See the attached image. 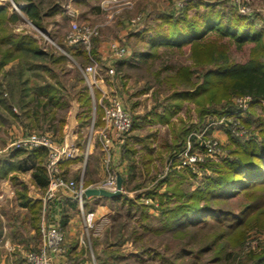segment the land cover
Wrapping results in <instances>:
<instances>
[{
	"label": "trees",
	"instance_id": "16d2710c",
	"mask_svg": "<svg viewBox=\"0 0 264 264\" xmlns=\"http://www.w3.org/2000/svg\"><path fill=\"white\" fill-rule=\"evenodd\" d=\"M25 1L24 14L41 30L47 31L43 11L47 9L48 14H53L57 8L51 3L44 5L45 0ZM214 5L209 1L189 0L179 13H159L152 23L129 34L140 43L145 42V46L132 47V53L116 63V73H119L125 66L137 63L154 67L155 60L162 59V64L154 71L161 84L159 88L170 90L171 97L198 102L203 120L190 125L189 129L194 125L201 126L205 115L219 112L214 107H208L210 101H219L223 96L234 93H251L256 100L264 98V28L260 27L253 15L236 11L233 16L225 18L224 13L214 11ZM201 6L205 8L203 11L197 9ZM190 9H195L196 14L191 15ZM22 15L11 11L9 4H0V118L12 124L21 121L29 132L55 133L63 129L71 100L77 98L81 102V118L92 119V97L87 81L81 70L67 65L73 58L87 65L91 61L89 53L81 45L57 41L61 50L43 35L26 29L17 30L15 26ZM98 38L94 39L95 45L91 51L97 60L98 47L102 42ZM246 44H252L249 57L234 59L232 46L243 49ZM187 49L190 51V63L165 60L167 51L175 54ZM72 68L75 75L70 79L68 74ZM200 68L204 70L197 80L194 74ZM163 72L167 73L161 77ZM16 92L19 112L12 109L11 103ZM1 107L7 110L12 119L7 120L3 116ZM231 110L233 107L230 106L220 114ZM102 114L103 109L97 106L96 120L101 119ZM134 122L133 117V126ZM260 123L261 135L256 139L233 137L238 145L233 149L236 158L219 163L213 168L214 174L204 175L203 178L196 176L190 168L175 167L164 177H158L154 187L148 191L159 201L156 212H151V206L140 200V193L135 197L123 193L109 197L110 204L119 202L121 207H126L135 222L126 229H123V226L126 227L125 221L120 223L119 228L115 224L110 227L109 233L114 240L107 241L103 255L97 256L98 263L153 264L150 260H156L161 253L150 242V233L157 237L167 234L171 238H179L181 253H195L198 257L208 255L209 263L205 264L227 258L230 253L226 246L234 243L231 241L234 237L235 243L243 240L254 213L264 210V121ZM128 142L129 139H126L125 144ZM47 153L45 147L23 148L15 145L0 153V180L7 177L12 179L20 204L27 206L35 219H39L42 202L29 197L26 184L17 174L31 171L34 182L45 190L49 184L45 167ZM126 155L127 150H124L123 159H126ZM174 164H178V161L175 160ZM190 176L199 180L193 183ZM122 177L124 184L127 177ZM186 181L189 188L184 186ZM164 184L166 186L162 189ZM234 201L238 203L237 207H230ZM14 220L17 221L16 218ZM127 242L134 246L129 253L121 247ZM213 249L214 253L211 254ZM159 259L164 264H175L166 255ZM239 264H264V248L258 252L252 251L247 255V260Z\"/></svg>",
	"mask_w": 264,
	"mask_h": 264
},
{
	"label": "rangeland",
	"instance_id": "374dc122",
	"mask_svg": "<svg viewBox=\"0 0 264 264\" xmlns=\"http://www.w3.org/2000/svg\"><path fill=\"white\" fill-rule=\"evenodd\" d=\"M204 1L215 3L214 11L217 13H224L225 18L233 16V13L236 11L237 13L253 15L260 27L264 28V0ZM187 2H189V0H45L44 5L51 3L53 7L57 8V11L53 14H48L47 9L43 11V18L47 23V31L41 30L24 13H22V19L17 22L15 27L17 30L26 29L34 34L43 35L48 42L62 50V47L57 41L64 43L73 19L82 23L99 25V41H109L119 37V33H129L132 29L138 30L145 24L152 23L159 13L167 11L179 13ZM0 4H9V9L11 11H16L13 8L14 4H22L23 7L20 8L24 9L27 5V1L23 0L17 2L16 0H0ZM197 9L203 11L205 8L201 6V8ZM190 12L191 15L196 14L195 9H190ZM135 19L139 20L136 24L133 22ZM126 20L130 22L131 28L124 30L123 22ZM47 32L53 37L49 36ZM121 36L124 38L123 34H121ZM48 37H51L54 43H52ZM94 39L92 49L95 45ZM119 39L121 40L122 38L119 37ZM123 41H125L131 49L132 47H140V44H142L135 40L134 37L130 36ZM142 45L144 47L145 42ZM251 45L252 44H246L243 49H236L232 46L231 53L233 58L236 60L248 58L250 55V48L252 47ZM161 50H163V48H161ZM189 54L190 51L188 49L184 52H175V54H171L167 51L164 57L165 60L167 59V62L177 61L190 63ZM73 59L67 63L68 67H77L82 72V67L84 68L86 63L84 64L81 60L76 59L73 61ZM155 61L154 67H149L145 63L125 66L122 70L124 76L118 79L120 85H115V87L113 85V88H109L112 93H117L119 95L124 94L123 96L125 97H121L123 101L127 103L126 106L131 111L135 120L134 126L125 134L129 142L119 145V155L122 156L123 151L127 150L125 167L128 170V176L127 182L123 184L124 188L122 193L130 197H135L140 193L142 195L140 200L151 206V212L157 211L156 207L159 201L153 198L148 191L154 187L158 177H164L167 173L172 172L175 167L178 169L190 168L196 176L203 178L204 175L209 176L214 174L213 168L217 167L219 163L223 162L225 159L236 158L233 149L238 147V145L235 143L233 137L251 140L256 139L261 135L262 124L260 122L264 121V98L256 100L251 93H234L230 96H223L219 101L208 102V107H214L219 112L205 115V120L201 126L194 125L189 129L190 125L199 123L203 120L198 102L193 99H177L176 97H171L170 94L172 92L170 90L166 91L165 88L160 89L159 87L161 84L158 82V76H156L154 71L163 61L162 59ZM98 62L101 69H106L104 65L105 60L102 59L100 55ZM89 63H87V65ZM74 68H72L68 74L70 79H73L75 75L74 71L76 68ZM203 68H200V71L194 74L195 79L198 80L200 75H202L200 72L204 70ZM166 73L167 72H163L161 77L166 75ZM107 80L108 79L105 78L104 83H107ZM17 98L18 94L16 92L15 99H11V103L13 106L12 109L19 112ZM230 106L233 107V110L228 111V114H220V111ZM1 110H3L2 107ZM3 111L4 112H1L7 120L12 119V117L10 118V116H8L7 110L4 109ZM2 118H0V153L13 146L15 141L29 132L21 121H16L12 124L3 121ZM205 128H207V132L202 136L206 140H217V147L210 151L207 150L206 147L196 144L194 152L202 157V160L197 163L182 166V161L180 157L177 156L179 150L185 145L188 139L192 138V136L199 139ZM31 132L39 131L31 130ZM49 133L53 134L52 131ZM86 133L88 134L87 130ZM55 139L60 140L59 138ZM181 141H183V143H181ZM96 158L97 160L93 162L92 165L90 163V167L88 163L86 165V179L88 180L86 182L94 181L100 183L106 178V172L102 174L99 169L101 158L103 164V153L96 154ZM175 160L178 161L176 165L174 164ZM77 165L76 167L74 166L73 173L77 171L76 169L79 167V165ZM89 168L91 171H89ZM21 175L23 174L21 173ZM189 178L193 183L199 180L194 176H190ZM86 186L88 187L90 185L88 184ZM165 186L166 184L163 185L162 189H164ZM184 186L189 188L187 181L184 183ZM2 201L5 202H3L5 207H10L8 206L10 201L6 202L4 199ZM108 203L110 209L108 214H104L100 218H97L96 215L97 232L90 231V241L87 244L89 256H91V253L95 254L96 257L98 255H103L102 250L105 249L107 241L110 242L114 240L113 235L109 233L110 227L114 224L119 228L120 223L125 221L126 227L123 226V229H126L127 227H131L135 222L134 218L128 214L126 207H121L119 202ZM237 205L238 203L236 201L230 203V207H237ZM120 207L121 211L118 213L120 215L117 216V211L118 209L120 210ZM254 214L255 215L252 217L253 220L250 222L251 226H248L245 231V238L235 243L236 238L232 237L233 240L231 241L234 243L226 246L230 255L227 258H223V260L213 263L210 262V264H239L241 261L247 260V255L252 251L258 252L264 248V210ZM149 238L150 242L158 247L157 249H159L161 253L159 258L162 257V255H166L169 259L173 260L175 264L209 263L210 257L208 255L198 257L195 253H181L179 248H181L182 245H179V238H171V235L167 234L157 237L154 234L151 235V233L149 234ZM36 240L39 242L38 239H35V242L32 244L33 246L36 245ZM164 243L167 244V248H164ZM39 245L30 249V251L38 249ZM121 247L126 253L134 250V246L131 242H127ZM192 247L194 246H191V248ZM213 253L214 249L211 251V254ZM159 258L153 261L151 259L150 262L153 264H164Z\"/></svg>",
	"mask_w": 264,
	"mask_h": 264
},
{
	"label": "crops",
	"instance_id": "0c3cea01",
	"mask_svg": "<svg viewBox=\"0 0 264 264\" xmlns=\"http://www.w3.org/2000/svg\"><path fill=\"white\" fill-rule=\"evenodd\" d=\"M18 13L22 14L24 13V10H22L21 13ZM129 23L130 22L127 20L123 22L124 30L131 28ZM132 31H136V29H132ZM130 32L119 33V37L124 40L129 36ZM121 34L124 35V38L121 36ZM109 41H102L98 47L99 55L102 56V59L105 60V66H107L109 58ZM101 70L105 75V78L108 80L107 83L101 82L99 84L100 87L110 90L109 88H113V85L114 87L115 85H120L118 79L122 77L121 75L123 74V72L115 74L118 76V79L116 78V83L115 75L112 76L106 73L107 68ZM88 90L90 92L89 85ZM96 96L99 98L102 96L101 88H97ZM81 110V102L79 101V99L73 98L71 100L70 109L63 129L55 133L53 132V135L55 136V138L60 139L57 140L59 142H61L64 138H69L79 144L81 149L84 150L88 145L89 133L93 119H95L96 130L103 127L105 121L103 119V114L101 119L96 120L97 115L96 113L94 115L95 109L93 100L91 111L92 119L88 120L86 119V117L81 118ZM86 130L88 131V134L86 133ZM112 136L113 138H115L114 131H112ZM97 138L98 137L96 135L93 141L90 143L89 157L86 163L82 155L62 163L63 174L65 176L79 181L81 179L82 173H84L83 181L85 185L96 184V182L94 181L86 182L88 181L86 179V165L88 163V166L90 167V163L92 165V163L97 160L96 154L98 155L102 152L100 142ZM116 140L117 139H115V155L113 157V165L114 167H117L116 169L120 172L121 175H125L127 177L128 170L125 167L126 160L123 159V155H119V145L125 143L126 137L122 142H117ZM77 164L79 165V167L76 169L77 171L73 173L74 166L76 167ZM99 169L102 174L106 172L105 167L102 164V158ZM89 171H91L90 168ZM21 173L23 175H21ZM17 175L19 179L26 184L29 197L34 200H41V211L38 215L39 219H35L34 214L30 211V209L27 206H23L22 204H20L21 200L19 199L16 187L12 179L10 177H7L0 180V264H31L26 259V254L33 247L38 246L40 242L41 244L38 248L42 247L43 238L40 230L42 223H46L50 226L60 225L65 231L67 244L70 247L68 254L56 255L53 259L52 264H99L95 254L91 253V256H89V252H87V244L89 243L90 239L87 235L86 230L85 211L94 210L97 218H100L104 214H108V212L110 211L108 203L109 197L100 195L85 196L84 209H81L79 202L72 197L71 193L68 190L60 189L55 192L52 197L46 198L45 195L47 188L43 190L42 188L37 186L32 178L31 171L18 172ZM74 175L76 178L74 177ZM3 199L6 200V202L10 201L8 205L10 206L9 208L3 205ZM93 205L96 207H94ZM15 218L17 219V221L14 220ZM37 227H39L40 231L37 230ZM35 239H38L39 242L36 240V245L33 246L32 244L33 242H35Z\"/></svg>",
	"mask_w": 264,
	"mask_h": 264
},
{
	"label": "built area",
	"instance_id": "2783aa9c",
	"mask_svg": "<svg viewBox=\"0 0 264 264\" xmlns=\"http://www.w3.org/2000/svg\"><path fill=\"white\" fill-rule=\"evenodd\" d=\"M20 5L14 4L13 8L21 13L24 9H21L23 6L22 4ZM138 21V19L133 20L134 24ZM99 31V25L82 23L73 19L65 37V42L69 45H81L90 55L91 62L84 68L82 67V73L91 92L95 109L94 115L97 106L103 109L104 126L96 130L95 119H93L88 145L84 150L81 149L79 144L69 138H64L61 142L57 141L53 134L49 132H28L14 143L15 146L23 148L45 147L48 151L45 167L49 178L45 195L46 198L52 197L60 189H66L79 202L81 209H84L85 189L87 188L83 181L84 173H82L79 181L68 178L63 174L62 163L77 158L80 155L83 156L86 163L89 157L90 143L97 135L103 153L106 178L102 182L90 186L103 187L111 191H116L120 172L113 167L115 139H117V142L124 141L125 134L133 126V115L121 95L112 93L111 90L103 89L99 85L101 82L104 83L105 75L102 73L98 60L91 55L93 39L99 35ZM48 38L54 43L51 37ZM64 52L70 56L67 51L64 50ZM108 52L107 74L114 75L116 73L117 61L122 57L129 56L131 54V48L123 39L116 38L109 41ZM97 88H101L102 90V96L100 98L96 96ZM112 131L115 133V138L112 136ZM206 132L207 128L203 129L199 139L192 136L179 150L177 156L180 157L182 166H187L202 160V157L194 152L196 144L206 147L210 151L217 147V140H206L202 136ZM85 223L88 236L91 230L97 232L96 213L94 210L85 211ZM40 230L43 237L42 247L29 251L26 254V259L31 264H52L56 255L68 254L70 247L66 242L65 231L60 225L50 226L42 223Z\"/></svg>",
	"mask_w": 264,
	"mask_h": 264
},
{
	"label": "water",
	"instance_id": "95a60500",
	"mask_svg": "<svg viewBox=\"0 0 264 264\" xmlns=\"http://www.w3.org/2000/svg\"><path fill=\"white\" fill-rule=\"evenodd\" d=\"M122 187H123V177L121 174H119L116 191H111L103 187L88 186L85 189V195L86 196L100 195V196H106V197H114L122 193Z\"/></svg>",
	"mask_w": 264,
	"mask_h": 264
},
{
	"label": "bare ground",
	"instance_id": "6f19581e",
	"mask_svg": "<svg viewBox=\"0 0 264 264\" xmlns=\"http://www.w3.org/2000/svg\"><path fill=\"white\" fill-rule=\"evenodd\" d=\"M20 9V8H19Z\"/></svg>",
	"mask_w": 264,
	"mask_h": 264
}]
</instances>
